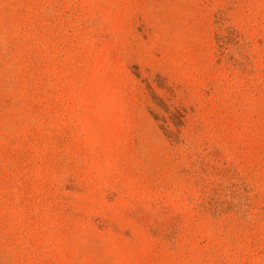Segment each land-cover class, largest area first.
I'll return each instance as SVG.
<instances>
[{"label": "rangeland", "instance_id": "rangeland-1", "mask_svg": "<svg viewBox=\"0 0 264 264\" xmlns=\"http://www.w3.org/2000/svg\"><path fill=\"white\" fill-rule=\"evenodd\" d=\"M0 264H264V0H0Z\"/></svg>", "mask_w": 264, "mask_h": 264}]
</instances>
